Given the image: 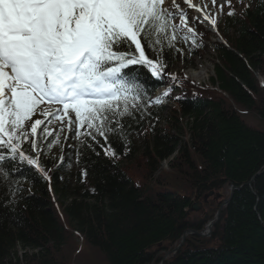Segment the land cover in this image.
I'll return each instance as SVG.
<instances>
[{
    "label": "trees",
    "instance_id": "1",
    "mask_svg": "<svg viewBox=\"0 0 264 264\" xmlns=\"http://www.w3.org/2000/svg\"><path fill=\"white\" fill-rule=\"evenodd\" d=\"M231 6L235 15L229 6L217 15L223 43H211L216 61L208 86L183 74L172 80L141 73L151 98L172 88L162 128L147 126L160 122L163 110L149 107L119 137L109 136L116 157L80 143L41 156L50 181L26 162L13 168L11 183L0 180V264H95L99 256L106 264H161L160 253L177 247L187 229L203 231L218 211L223 196L208 204L204 197L231 185L241 189L211 238L187 237L164 264H264V0ZM195 39L200 46L189 40L192 53H201L206 45ZM178 54L166 58V72ZM138 132L141 149L133 144ZM200 203L208 212L192 220Z\"/></svg>",
    "mask_w": 264,
    "mask_h": 264
},
{
    "label": "snow or ice",
    "instance_id": "2",
    "mask_svg": "<svg viewBox=\"0 0 264 264\" xmlns=\"http://www.w3.org/2000/svg\"><path fill=\"white\" fill-rule=\"evenodd\" d=\"M182 2L186 7L177 0H0V180L11 183L13 168L26 162L50 181L40 158L62 144L65 130V144L75 138L116 157L109 136L119 137L172 92L153 100L141 73L175 80L165 69L166 58L182 52L177 43L200 46L189 20L217 24L207 13L190 17L187 8L196 6Z\"/></svg>",
    "mask_w": 264,
    "mask_h": 264
},
{
    "label": "rangeland",
    "instance_id": "3",
    "mask_svg": "<svg viewBox=\"0 0 264 264\" xmlns=\"http://www.w3.org/2000/svg\"><path fill=\"white\" fill-rule=\"evenodd\" d=\"M233 1L234 0H231V2H233ZM191 4L196 6V7L187 8V11H188L190 17H199L197 15V13L199 12L197 10V8H201L204 5H206L207 7L203 8V11H200L202 13V15L204 16V13H207L210 17H214L216 19H217V13L219 11L220 5H223L224 6L223 8H226V10H228L227 0H216V7H213L212 0H210V2H208V0H191ZM240 5H241V3H239V6ZM201 20H203V19H201ZM176 22L179 23V20H177ZM188 25L195 29L197 35L203 36L205 38L204 43L206 45V49L201 51V53L200 52L196 53V51L194 50V53H196V54H194V53H192V47L189 44L190 41H188L187 43L178 42L177 47L179 49H181L182 52H178L179 54L177 55L176 64L171 69L170 73L174 74L178 78L180 75L183 74L191 82H193L197 86H208L210 84L211 78L214 76V63L216 61L211 43H214V42L221 43L223 41H222V38L216 34L214 27L211 25V23L208 20H203L202 23H200V22L194 23L193 20L190 19L188 22ZM165 89L166 88L159 89L152 99L154 100L157 96H160L165 91ZM172 98H170V99L164 98L162 104L153 105L150 107V109L155 108V107L163 108V110L161 109V110L157 111V112H160V116H161L160 122L156 123L154 121V119L147 121V126H151L154 129V132H156L157 130H159L160 128H162L164 126L165 119L168 117L169 109L173 106ZM36 118L43 119V117H39V116ZM248 122H249V120H248ZM64 136H70V134L66 130L63 133H61L62 144L54 146L50 152L47 150V148H45V154L44 155H47L49 157H55V156L57 157L58 155H60L62 153L63 148L75 149L80 144V141H78L75 138H69L65 144L63 142ZM49 139H51V138H49ZM133 144H135L137 149L138 148L141 149L142 139H141L140 132H138L134 136ZM167 166H168V161L162 162L160 164L159 172L163 173L167 169ZM70 170H72L74 173L78 171L77 168H75L74 166H72V168H70V165H69L68 171L70 172ZM172 174L173 173L170 172L169 175L172 176ZM175 184H176V186H181L179 184V181H177V180H176ZM229 193H230L229 187L224 188L223 195L222 194H218V195L214 194V196L210 197L207 202H216V201L220 200L223 196L222 201H220L222 204L225 200L228 199ZM53 199H56V197L54 196ZM221 204H220V206H221ZM198 206H200L199 211L198 212H192V216H191L192 220L193 219L194 220L195 219L201 220L204 217V214L208 212V211H206V210H208V207L204 208L200 204ZM214 216H213V218H214ZM212 219H210V220H212ZM212 234H213V231H212ZM191 236H195V235H191ZM196 237L201 238L199 236H196ZM210 238H205V239H210ZM178 246H179V244H178ZM177 247H175V248L173 247L174 249L172 248V251L163 252V253H160L158 255L157 259L160 258L162 260L161 264H164L163 261H167L168 259H170V257H173L180 252V251H178L177 253L173 252L175 249H177ZM94 259H95L94 261H96L95 264H106V263H104L103 258L100 256L98 258L96 257ZM83 264H88V262L84 261Z\"/></svg>",
    "mask_w": 264,
    "mask_h": 264
},
{
    "label": "water",
    "instance_id": "4",
    "mask_svg": "<svg viewBox=\"0 0 264 264\" xmlns=\"http://www.w3.org/2000/svg\"><path fill=\"white\" fill-rule=\"evenodd\" d=\"M254 179H255V178H253V179L251 180V182H250L248 185H251L252 182L254 181ZM240 189H241V187H240V188H237L236 186L229 187V192H230V193H229V197H228V199L225 200V201L221 204V206L219 207V209H218L216 215L214 216V218H213L212 220H210V221L206 224V227H205V231H206V233H205V234H204V233L199 234V236L201 235V236H203L204 238H205V237L208 238V237L211 236L214 227L216 226V224L219 222V220H220V218H221V215H222V211H223V209H224L225 207H227V206L230 204L231 199H232V197H233V195H234V192H235V191H238V190H240ZM213 196H214V192H210L208 195L205 196V202H207L208 199H209L210 197H213ZM199 209H200V206H198L197 204H195V205L192 207L191 210H192V212H198ZM196 233H198V231H196V230H188V229H187V230L184 232L183 236L181 237V240H180V242H179V246H178L177 249H175L173 252H174V253H177L178 251H180V249L184 246L187 237L190 236V235H195V236H196ZM169 255H170V254H169ZM163 263H164V262H163Z\"/></svg>",
    "mask_w": 264,
    "mask_h": 264
},
{
    "label": "bare ground",
    "instance_id": "5",
    "mask_svg": "<svg viewBox=\"0 0 264 264\" xmlns=\"http://www.w3.org/2000/svg\"><path fill=\"white\" fill-rule=\"evenodd\" d=\"M178 2H179V4L181 5V7L182 8H184V7H186V5H184L183 4V2H182V0H177ZM177 2V3H178ZM208 2H210V0H208ZM206 10V9H205ZM197 15L199 16V18L200 19H203V15H202V13L199 11L198 13H197ZM232 186H234V185H231L230 187H232ZM215 194V193H214ZM195 205V204H194ZM198 205V204H197ZM192 211V210H191ZM223 212V211H222ZM202 233H206V231H205V228H204V230L203 231H201V232H198V233H196V236H199V234H202ZM212 235V234H211ZM191 236V235H190ZM199 237H201V238H204L203 236H199ZM211 237V236H210ZM210 237H208V238H210ZM205 238H207V237H205ZM187 240V239H186ZM181 250V249H180ZM167 256V255H166ZM164 263L166 262V261H163Z\"/></svg>",
    "mask_w": 264,
    "mask_h": 264
},
{
    "label": "flooded vegetation",
    "instance_id": "6",
    "mask_svg": "<svg viewBox=\"0 0 264 264\" xmlns=\"http://www.w3.org/2000/svg\"><path fill=\"white\" fill-rule=\"evenodd\" d=\"M203 203H204V204H208V202H205V197H204V199H203ZM200 205H203V204L200 203Z\"/></svg>",
    "mask_w": 264,
    "mask_h": 264
}]
</instances>
